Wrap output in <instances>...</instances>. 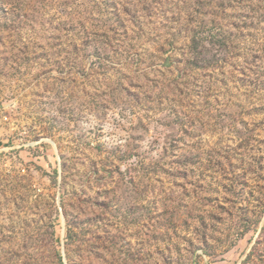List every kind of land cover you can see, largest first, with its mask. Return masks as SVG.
I'll return each mask as SVG.
<instances>
[{"label": "rangeland", "instance_id": "374dc122", "mask_svg": "<svg viewBox=\"0 0 264 264\" xmlns=\"http://www.w3.org/2000/svg\"><path fill=\"white\" fill-rule=\"evenodd\" d=\"M0 264H264V0H0Z\"/></svg>", "mask_w": 264, "mask_h": 264}]
</instances>
